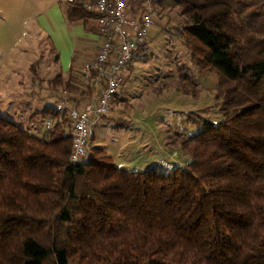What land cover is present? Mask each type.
Wrapping results in <instances>:
<instances>
[{
	"label": "trees",
	"instance_id": "trees-1",
	"mask_svg": "<svg viewBox=\"0 0 264 264\" xmlns=\"http://www.w3.org/2000/svg\"><path fill=\"white\" fill-rule=\"evenodd\" d=\"M168 1L195 65L221 79L226 121L184 139L186 167L159 176L91 148L73 164L66 112L42 111L43 139L0 115V264H264V0ZM67 5L68 24L101 17ZM47 84L74 105L94 95L74 64Z\"/></svg>",
	"mask_w": 264,
	"mask_h": 264
},
{
	"label": "rangeland",
	"instance_id": "rangeland-1",
	"mask_svg": "<svg viewBox=\"0 0 264 264\" xmlns=\"http://www.w3.org/2000/svg\"><path fill=\"white\" fill-rule=\"evenodd\" d=\"M165 3L148 43L133 55L111 114L92 123L90 142L91 149L106 154L108 166L159 176L186 167L184 139L227 119L218 73H203L195 65L175 30L185 20L171 1ZM37 13L29 12L23 24L0 12V115L43 139L47 123L54 121L40 111L52 108L70 116L73 106L68 94L48 88L64 70Z\"/></svg>",
	"mask_w": 264,
	"mask_h": 264
},
{
	"label": "built area",
	"instance_id": "built-area-1",
	"mask_svg": "<svg viewBox=\"0 0 264 264\" xmlns=\"http://www.w3.org/2000/svg\"><path fill=\"white\" fill-rule=\"evenodd\" d=\"M161 0H144L140 9H133L134 0H96L86 6L99 18L102 45L95 57L79 70L83 87H92L94 95L82 110L70 112L74 135L71 157L73 164L81 162L90 152L91 125L107 117L113 110L114 98L126 82L134 53L147 43L150 29L156 25ZM53 122L47 123V129Z\"/></svg>",
	"mask_w": 264,
	"mask_h": 264
},
{
	"label": "crops",
	"instance_id": "crops-1",
	"mask_svg": "<svg viewBox=\"0 0 264 264\" xmlns=\"http://www.w3.org/2000/svg\"><path fill=\"white\" fill-rule=\"evenodd\" d=\"M73 1L86 8L87 5L94 4L96 0H0V12L8 19L13 17L15 22L24 21L23 24L28 21L26 16L29 12H39L37 20L49 38L51 49L55 51L56 57L58 55L60 69L64 70L63 72L60 70L61 75L67 76L71 65L74 64L76 81L83 86L79 70L96 56L103 39L99 31V18L68 24L67 4ZM143 2L144 0H134L132 8L140 9ZM166 5L167 3L161 0L155 4V7L160 11ZM88 100H83L76 105L71 103L73 108L82 110Z\"/></svg>",
	"mask_w": 264,
	"mask_h": 264
}]
</instances>
